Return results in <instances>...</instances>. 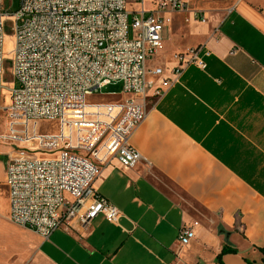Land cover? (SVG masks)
Masks as SVG:
<instances>
[{"label":"crops","instance_id":"obj_1","mask_svg":"<svg viewBox=\"0 0 264 264\" xmlns=\"http://www.w3.org/2000/svg\"><path fill=\"white\" fill-rule=\"evenodd\" d=\"M190 4L206 21L169 13L148 62L150 109L131 138L143 160L124 167L114 158L94 182L122 211L119 222L100 214L83 225L76 216L45 240L9 220L0 238L6 264L263 262L264 0ZM197 46L206 68L179 60ZM182 224L195 233L186 245ZM225 246L235 251L220 261Z\"/></svg>","mask_w":264,"mask_h":264},{"label":"built area","instance_id":"obj_2","mask_svg":"<svg viewBox=\"0 0 264 264\" xmlns=\"http://www.w3.org/2000/svg\"><path fill=\"white\" fill-rule=\"evenodd\" d=\"M20 1L10 15L14 86L3 135L15 148L0 158L9 219L45 240L76 216L83 225L100 214L118 223L122 211L94 182L114 158L124 167L143 160L131 138L149 113L148 62L163 46L169 13L189 11L206 21V11L190 0ZM7 16L0 0V101ZM202 49L180 53V62L206 68ZM117 83L132 97L89 102L94 92ZM43 119L57 120L58 131L38 133ZM194 236L192 225L180 226L182 245Z\"/></svg>","mask_w":264,"mask_h":264},{"label":"rangeland","instance_id":"obj_3","mask_svg":"<svg viewBox=\"0 0 264 264\" xmlns=\"http://www.w3.org/2000/svg\"><path fill=\"white\" fill-rule=\"evenodd\" d=\"M2 5L4 7L5 13L9 14L5 18L7 22V31L3 45V51L5 56V66H4V84L6 88L3 91V96L0 101V154L4 156H11L13 154V150L15 147L11 145L9 141H7L3 135L6 134L7 131V105L10 102V91L9 87L14 86L13 82V67H12V50L14 48V35L10 31V21L11 16L14 14L20 7V0H1ZM125 94L122 92V83L112 84L111 86L104 87L94 92L93 95L89 97V102L95 101H117L120 99H124ZM59 129V123L57 120L52 119H43L38 122L37 132L38 133H55ZM30 131L33 132L34 128H30ZM45 153L43 155H47ZM9 209H8V193L6 186L4 185V163L0 159V238L2 237L3 230H8L10 228L9 224ZM5 258H7V254L0 250V262L6 264Z\"/></svg>","mask_w":264,"mask_h":264},{"label":"trees","instance_id":"obj_4","mask_svg":"<svg viewBox=\"0 0 264 264\" xmlns=\"http://www.w3.org/2000/svg\"><path fill=\"white\" fill-rule=\"evenodd\" d=\"M229 251H235V250H234V249H231V248H229V247H227V246H225V247L223 248L221 254L218 256L219 260L221 261L222 255L225 254V253H227V252H229ZM261 251H262V253L264 254V247L261 248ZM246 264H257V263L254 262V261L247 260V261H246ZM261 264H264V258H263V262H262Z\"/></svg>","mask_w":264,"mask_h":264},{"label":"water","instance_id":"obj_5","mask_svg":"<svg viewBox=\"0 0 264 264\" xmlns=\"http://www.w3.org/2000/svg\"><path fill=\"white\" fill-rule=\"evenodd\" d=\"M0 158L6 159L7 156H4L3 154H0Z\"/></svg>","mask_w":264,"mask_h":264}]
</instances>
